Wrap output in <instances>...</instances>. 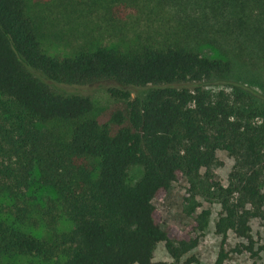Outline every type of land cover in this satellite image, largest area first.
Returning <instances> with one entry per match:
<instances>
[{
    "label": "trees",
    "instance_id": "obj_1",
    "mask_svg": "<svg viewBox=\"0 0 264 264\" xmlns=\"http://www.w3.org/2000/svg\"><path fill=\"white\" fill-rule=\"evenodd\" d=\"M60 1L102 8L110 20L133 10L155 18L158 33L137 36L126 51L98 45L51 56L26 0H0V195L14 218L0 220V264L15 257L166 264L154 260L159 243L171 264H198L191 253L210 211L193 201L185 213L197 215L175 236L153 203L181 179L193 199L212 194L221 204L215 233L232 232L244 240L234 252L258 258L263 247L251 221L264 220V0ZM169 11L177 21L169 22ZM253 14L263 23L256 30L247 23ZM117 31L125 35L118 26L108 29ZM233 44L259 52L261 92L239 81L243 57L228 53ZM96 85L125 106L103 119L80 92ZM220 152L234 161L227 186L214 173ZM35 184L54 189L56 199L35 202ZM32 214L42 216L50 240L21 228ZM59 216L73 228L59 232ZM213 264L236 263L222 245Z\"/></svg>",
    "mask_w": 264,
    "mask_h": 264
},
{
    "label": "rangeland",
    "instance_id": "obj_2",
    "mask_svg": "<svg viewBox=\"0 0 264 264\" xmlns=\"http://www.w3.org/2000/svg\"><path fill=\"white\" fill-rule=\"evenodd\" d=\"M26 3L28 13L35 21L41 34L43 49L51 56H73L81 50L95 49L98 45L126 51L136 44L137 36H143L146 32V35L154 37L158 33L157 30L151 28L155 18L153 19V17L147 15L143 17L133 10L126 13L122 12L118 18L114 17L116 20H110V17L107 19L103 16L104 10L102 8L97 9L94 7L91 10L89 7H66L60 0H26ZM169 12V17H167L169 22L177 21L175 13L173 11ZM256 16L257 14H253L247 20V23L254 25L255 30L257 26L262 27L263 25L262 19L260 22H256ZM146 17L150 19L147 20ZM156 18L158 17L156 16ZM109 26H118V29H124L125 35L119 34V31H117V34L108 32ZM202 49L210 56H215L217 53L208 45L202 46ZM238 49L239 46L234 44L228 46V53L231 56L234 58L243 57L236 72L239 81L249 84L261 92L258 82L262 80L263 72L259 52L253 50L252 46L248 47L246 45L243 51ZM80 92L94 101L98 113L102 115L103 119H106L113 111L125 106L124 103L113 99L104 88L97 85L85 87ZM219 159L221 165L215 167L214 173L216 179L227 186L229 175L234 167V161L225 152L219 153ZM131 174L137 178L140 176L141 170L133 168ZM206 185L209 186V183ZM190 188L188 181L181 179L174 183L169 191L155 198L153 203L161 221L175 236L184 234L187 224L197 215L187 216L185 213L186 210L190 209L193 201H197L202 205L200 211H210L208 225L200 237L197 248L191 253L199 259L198 264H213L222 245L229 251L231 261L236 264H264V220L254 219L251 221L252 233L257 245L263 247L260 256L252 259L247 252L237 254L234 249L239 243H244V240L237 238L232 232H228L225 236H219L215 233V223L221 210V204L213 198L212 194L211 196L207 195L193 199ZM29 194L32 195L35 202L37 201L40 204L56 199L54 189L40 184H35ZM7 204V198L0 195V220L7 219L13 222L14 218L7 217V214H5ZM21 228L46 240H50L52 237L51 230L40 214H32L29 220L21 225ZM72 228L73 224L68 218L58 217L56 229L59 232H67ZM154 260L166 264L172 263L164 243L158 244ZM4 263L52 264L30 257L6 258Z\"/></svg>",
    "mask_w": 264,
    "mask_h": 264
}]
</instances>
